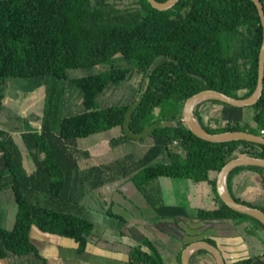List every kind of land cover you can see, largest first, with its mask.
<instances>
[{"label": "trees", "instance_id": "obj_1", "mask_svg": "<svg viewBox=\"0 0 264 264\" xmlns=\"http://www.w3.org/2000/svg\"><path fill=\"white\" fill-rule=\"evenodd\" d=\"M260 2L264 11V0ZM120 8L112 0H0V110L8 80H27L29 86L22 85L24 93L39 87L45 91L42 115L31 120L24 116L23 132L15 130L19 126L0 128V207L5 192H11L16 206L10 230L0 208V260L17 264L16 258L29 257L30 264H46L31 241L33 228L70 240L78 253L86 251L94 226L83 217L82 190L88 182L93 189L99 188L109 181V174L102 165L81 167L80 153L85 158L89 154L77 150L75 144L77 139L114 128L122 132L121 139H113L116 144L143 139L147 133L149 147L141 156L137 160L132 153L124 157L133 160L132 171H137L127 180L153 207L156 222L191 219L185 208L166 206L145 194L150 183L167 178L210 188L215 208L197 211L195 217L201 221L232 222L236 229L243 224L239 219L248 218L264 231L255 218L228 208L216 192V176L228 161L245 155L264 159V145L207 142L181 121L185 101L200 91L216 90L236 99L254 92L262 41L254 3L179 0L173 8L158 11L147 0H138V5L134 0ZM99 65L102 71L83 77L67 74ZM133 77L138 78L137 91L130 101L99 104L107 90ZM249 108L253 110L250 122L245 121V108L218 100L199 103L193 115L211 134L243 131L264 137V81L261 98ZM242 167L230 172L227 186L231 175ZM228 191L236 202L264 212L263 197L257 196L260 205H251ZM104 214L125 223L111 209ZM183 233L180 229L179 234ZM204 241L215 245L211 239ZM205 255L213 260L207 251L198 250L190 264ZM225 262L264 264V253ZM127 264L164 262L153 243L143 239Z\"/></svg>", "mask_w": 264, "mask_h": 264}, {"label": "rangeland", "instance_id": "obj_2", "mask_svg": "<svg viewBox=\"0 0 264 264\" xmlns=\"http://www.w3.org/2000/svg\"><path fill=\"white\" fill-rule=\"evenodd\" d=\"M134 2V0H112L117 5V8L123 4H128ZM136 5H138V0H135ZM119 6V7H118ZM121 9V8H120ZM103 70L101 65L92 68L91 70H69L67 72L70 78L74 77H83L91 73H97ZM137 77L131 78L129 81L123 82L119 87L114 90H107L100 98V105H122L126 102L130 101L133 96L136 95L137 91ZM28 82L27 80H8L7 87L5 90L7 101H4V107L0 110V124L2 127L5 126L14 127L19 124H23L22 119L24 116H29L30 120L36 115H42L40 113L44 107V87L36 88L33 92H23V83ZM28 86L29 84L26 83ZM61 84L59 83V88H61ZM26 94V95H25ZM72 93H68V97L71 96ZM78 95V92L75 96ZM16 98L19 99L16 104ZM71 98V97H69ZM12 100V102H11ZM79 101V100H78ZM212 113L214 110L209 112ZM253 110L251 108L244 109V118L246 122H250L252 120ZM27 114V115H26ZM156 114V113H155ZM212 115H216L213 113ZM250 119V121H249ZM28 122V121H26ZM32 124V122H31ZM24 125V124H23ZM20 128V127H19ZM22 128V126H21ZM20 128V129H21ZM122 132L120 128H114L111 131L95 134L83 139H77L75 147L80 152L86 151V147L89 145H100L103 144L101 139H107L109 145L105 147H98L95 150V155L91 154L89 158H85L82 153H80L79 157H82L80 160L81 167H90V166H100L107 168L106 172L109 174L107 178L109 181L99 188L93 189L91 183L85 184L82 190V203L88 207L100 209V210H108L115 208H120V202L116 198V194H120L119 191L123 190L124 186H127V182H132L131 180H127L129 177H133V175L137 174V171H132L131 165L133 164V160L125 159L126 154L132 153V158L135 160L141 156V154L149 147L150 140L147 139V133L143 135V139L129 141H119L117 144L113 143V139H121ZM117 141V140H116ZM94 145V146H95ZM71 149V147H70ZM89 154V152H88ZM93 157V158H92ZM24 161L28 162V158H24ZM121 161V162H120ZM162 161V160H161ZM120 162V163H119ZM164 162V161H162ZM124 167V168H123ZM124 169V171H122ZM130 169V173L126 170ZM128 172L129 174L124 175L123 173ZM125 176V177H123ZM179 189V190H178ZM125 193V192H123ZM145 194L149 199L155 202H161L166 206L179 205L186 209L187 213L192 217L195 216L194 211L197 209L204 210L210 209L212 205L213 193L210 188L206 184H194L192 181L186 180H176V179H167L160 178L152 183H150L145 188ZM3 205H1V209L3 210V220L5 223V227L7 230H10L13 225L14 216L16 213V206L13 201L11 192H5L2 194ZM126 195V194H125ZM141 195V194H140ZM130 195H126L127 198L125 200L129 202ZM129 197V198H128ZM144 198V197H143ZM147 198V199H148ZM241 200L246 201L247 204H258L261 202L258 197L255 196H239ZM136 202V201H135ZM208 207V208H207ZM210 207V208H209ZM105 212V211H104ZM101 213V212H100ZM156 219H154L155 221ZM242 220V226H237L236 229L240 230L239 238L231 241L230 247H226L222 252L225 261H229L230 259H241L252 256H259L264 253V231L261 230L257 223L248 218L239 219ZM238 220V221H239ZM153 219L147 221L149 224L154 223ZM238 224V223H237ZM155 225V224H153ZM196 226V225H195ZM166 227H164L165 229ZM33 230V229H32ZM30 232V236L32 235L33 241H36V234L42 238L48 239L50 242H64L70 241L66 238H59L52 235H44L40 233L37 229L34 228V233ZM187 232L192 238H186L187 241H194L197 237L201 236L202 230L198 228V226L193 228H188ZM214 232V231H213ZM169 235H171L169 233ZM173 236V235H172ZM170 236L171 239H176V236ZM213 243L219 249L222 247L218 245L217 239L210 238ZM162 241V240H161ZM47 243V241H46ZM37 243L35 245L40 252L44 255H48L52 252L53 248L49 245ZM161 244L163 247H166V244L162 241ZM184 249V248H183ZM182 249V250H183ZM166 257V256H165ZM202 257V256H201ZM206 258L210 260V263L207 261L201 260V264H212V259L209 255H205ZM29 257L26 258H16L17 264H30L28 262ZM0 264H9L7 260H0ZM191 264H197L194 259H192Z\"/></svg>", "mask_w": 264, "mask_h": 264}, {"label": "crops", "instance_id": "obj_3", "mask_svg": "<svg viewBox=\"0 0 264 264\" xmlns=\"http://www.w3.org/2000/svg\"><path fill=\"white\" fill-rule=\"evenodd\" d=\"M5 100L7 101V98H4ZM18 101L19 99L16 98V104ZM16 123L17 125L14 127L19 126L21 128L22 126V128L15 130H21L23 132L24 125L19 124V122ZM34 125L36 124L34 123ZM0 128L5 129L1 124ZM6 129L8 130V128ZM101 141H103V144L98 146L94 144L95 146L89 145L86 147L85 150L89 152V157L93 153L95 155V151L92 153V150L100 146L105 147L109 145L107 139H101ZM126 184L128 185L124 186L122 191H119L120 194H116V198L120 202L121 207L115 208L112 211L114 214L122 217L125 223L106 216L104 214L106 210H98L86 206L83 217L88 219L94 227L85 252L78 253L75 245L71 241L50 242L48 239L42 238L35 233L37 243L45 244L47 241L46 245L53 248L52 252L48 255H44L42 252L39 253L40 256L45 258L46 264H127L131 251L143 239H148L153 243L161 255L164 264H178L177 258L183 249V245L191 242L187 241L188 238H192L188 235L189 232H187V229L196 226L204 232L195 240L215 238L218 241V245L222 247V252L224 250L227 252L228 250L225 248L230 247L232 244L231 241L239 238L238 231L234 228L232 222L216 221L207 223L195 216H191V219L183 218L178 223L171 220L156 222L154 219L157 215L153 207L140 195V192H138L132 182H127ZM228 184L227 187L231 193L238 197L256 195L264 198V169L260 171L258 168L249 166L242 167L231 175ZM125 194L130 195L129 202L125 200L127 198ZM211 200L212 205L209 208L213 209L215 208V204L213 199ZM197 211L199 209L194 211V214ZM150 219H153V224L155 225L147 223ZM164 227L166 228L164 229ZM180 229L184 231L183 234H179ZM33 231L34 228L32 233H34ZM32 235L30 236L31 241L34 245H37L36 241H33ZM172 235H175L176 239H171L170 236ZM161 240L166 244V247L161 245L163 244ZM201 260L210 263V260L205 256L194 258L197 264H201ZM9 261L11 262L12 259Z\"/></svg>", "mask_w": 264, "mask_h": 264}, {"label": "water", "instance_id": "obj_4", "mask_svg": "<svg viewBox=\"0 0 264 264\" xmlns=\"http://www.w3.org/2000/svg\"><path fill=\"white\" fill-rule=\"evenodd\" d=\"M179 0H167L157 2L147 0L150 6L158 11H167L173 8ZM258 12L260 24L262 26V41L258 54V77L254 92L247 98L236 99L227 96L216 90H203L190 96L184 103L181 115V121L196 137L211 143H226L232 141H246L255 144L264 145V137L243 131H227L222 133L211 134L205 131L197 122L193 115L196 105L205 100H218L226 105L249 108L255 105L262 96L264 81V11L260 0H251ZM242 166H254L264 169V159L253 156H239L228 161L218 172L216 177V192L220 200L230 209L241 214L248 215L258 220L264 228V212L256 207L238 203L231 196L227 188V178L231 171ZM198 250L207 251L214 260V264H226L223 253L219 247L212 245L204 240H194L189 242L181 251L180 264H190V258Z\"/></svg>", "mask_w": 264, "mask_h": 264}, {"label": "built area", "instance_id": "obj_5", "mask_svg": "<svg viewBox=\"0 0 264 264\" xmlns=\"http://www.w3.org/2000/svg\"><path fill=\"white\" fill-rule=\"evenodd\" d=\"M262 134H264V131H261Z\"/></svg>", "mask_w": 264, "mask_h": 264}, {"label": "flooded vegetation", "instance_id": "obj_6", "mask_svg": "<svg viewBox=\"0 0 264 264\" xmlns=\"http://www.w3.org/2000/svg\"><path fill=\"white\" fill-rule=\"evenodd\" d=\"M222 251V250H221Z\"/></svg>", "mask_w": 264, "mask_h": 264}]
</instances>
